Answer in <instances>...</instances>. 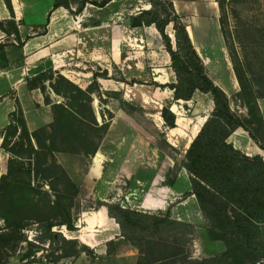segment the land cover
I'll return each mask as SVG.
<instances>
[{"label": "rangeland", "instance_id": "obj_1", "mask_svg": "<svg viewBox=\"0 0 264 264\" xmlns=\"http://www.w3.org/2000/svg\"><path fill=\"white\" fill-rule=\"evenodd\" d=\"M176 1L180 11L177 14L188 27L193 45L213 78L210 77L213 81L217 78L227 88L224 90L214 81L225 91L232 110L241 116L244 126L264 139L262 113L252 105L255 99L258 104L264 100V0ZM114 68L111 77L125 80L122 71ZM94 72L97 76L96 73L102 75L105 71L97 72L95 68ZM43 79L47 81L44 85L47 100L58 101L54 105L55 131L44 129L31 138L21 113H16L15 122L0 138V209L3 214L11 215L15 223H20L19 233H24L29 241L9 245L8 241L18 234L8 231V223L0 215V233H10L0 236V264L3 261L70 264L78 257L80 252L57 262L50 260L59 251L56 246H50V240L44 235L46 225L53 221L50 215L57 212L60 214L54 220L56 223L69 220L76 225L82 223L83 213L94 211L102 204L110 207L125 204L135 210L170 217L173 211L184 214L192 210L197 199L191 204L192 191L185 190L190 183L189 174L181 165L188 141L196 127L201 126L204 116L195 110V99L175 101L168 86H157L146 74L115 82L116 92L112 94L100 92L99 83L93 80L89 85L90 96L78 92V85L61 74L48 73ZM111 82L103 80L104 84ZM91 95L97 96V102H93L96 96ZM165 106L176 116L174 127H169L163 118ZM71 111L79 114L78 120L70 117ZM64 115H68L69 123L62 121ZM95 117L99 125L107 123L105 132L101 127H94ZM51 137L60 150L50 148ZM102 142L101 172L98 177L88 179L98 154L94 150ZM61 168L79 188L78 196L72 201L71 195L64 192V179L57 181ZM176 180L177 191L161 190ZM50 183L62 191H51ZM65 207L68 215L62 210ZM197 218L202 233L207 221L202 212H198ZM54 229L69 238L78 230L70 231L65 225ZM190 229L173 225L163 237L192 258L220 254L219 248L207 249L204 238L196 229L190 234ZM87 252L93 251L87 249ZM138 255V264H149V258H144L140 249Z\"/></svg>", "mask_w": 264, "mask_h": 264}, {"label": "crops", "instance_id": "obj_2", "mask_svg": "<svg viewBox=\"0 0 264 264\" xmlns=\"http://www.w3.org/2000/svg\"><path fill=\"white\" fill-rule=\"evenodd\" d=\"M61 1L0 0V138L15 122L13 117L19 112L24 117L31 138L38 131L50 130V125L55 121L54 105L58 101L47 100L44 92L47 81L37 79L42 73L52 71L61 74L82 89H87L96 80L100 92L111 94L116 92L115 82H124L111 77L114 67L122 71L125 80L137 74H146L155 84L176 82L171 56L156 26L132 25L134 16L152 9L149 0ZM172 3L176 6L174 10L180 13L177 1L173 0ZM166 32L175 46L172 22L166 26ZM95 68L97 72L106 71L109 78L98 73L96 76ZM208 74L211 76V72L208 71ZM216 79L214 81L219 84ZM103 80H114V83L104 84ZM167 88L174 98L173 90ZM192 99L197 101L195 110L203 112L204 116L201 126L196 127L194 136L188 141V148L214 109L210 93L196 90ZM258 105L264 120V100L259 101ZM172 109L177 112L174 106ZM229 141L249 155L264 154V150L242 127L234 131ZM103 142L96 152L98 154L88 172V179L98 177L101 172L99 164L104 159L101 157L103 154L100 155ZM184 172L187 173L186 169ZM178 184L176 180L161 190L175 192ZM185 190L192 191L191 183L186 185ZM194 198L191 192V204ZM122 207L134 208L125 204ZM158 208L164 207L158 205ZM149 212L157 214L156 211ZM198 212L201 210L196 200L192 210L184 214L173 211L171 218L195 225L196 233L204 238L207 249L219 248V252H223L225 245L222 241H212L205 228L200 233ZM76 227V235L70 237L77 238L93 253L80 251L70 264H138L139 249L123 236L120 225L109 215L108 205L102 204L94 211L83 213L82 223L76 224Z\"/></svg>", "mask_w": 264, "mask_h": 264}, {"label": "trees", "instance_id": "obj_3", "mask_svg": "<svg viewBox=\"0 0 264 264\" xmlns=\"http://www.w3.org/2000/svg\"><path fill=\"white\" fill-rule=\"evenodd\" d=\"M149 1L152 9L134 16L132 25L156 26L171 56V67L176 74L175 83L156 85L170 87L174 92L175 101L191 100L196 90L213 96L214 109L191 142L181 167L189 174L192 192L207 221L208 237L212 241L224 242L226 247L223 252L212 257L192 258L184 255L180 247L163 237L173 225L189 226L191 227L189 233L193 234L195 228L191 224L172 219L170 216L144 213L120 205L113 207L108 205L109 215L120 225L123 236L140 249L144 258H149V264H264V158L260 154L249 155L243 152L236 148L229 138L236 129L242 127L263 150L264 139L244 126L241 116L232 110L225 91L209 76L185 24L174 10L172 0ZM171 22L175 30V46L166 32V26ZM47 74L42 73L37 79L42 80ZM106 75L108 73L105 71L99 76L107 77ZM76 89L89 96L92 91L90 86L87 90L79 86ZM252 105L260 110L256 99ZM68 114L79 119V114L74 111ZM162 115L169 127L175 126L176 116L168 106L163 108ZM67 117L68 115H64L62 121L69 123ZM22 118L24 122L23 115ZM93 125L95 128H103L104 132L107 129V123L99 125L96 117ZM50 129L55 131V121L50 125ZM50 140L52 142L50 148L60 150L54 144V138L51 137ZM97 149L95 148L94 152ZM58 174L60 175L57 181L64 179L66 183L64 192L71 195L72 201L78 196V186L64 169L61 168ZM50 190L62 191L53 183H50ZM53 209L57 210L56 207ZM62 210L68 215L66 207ZM58 214L60 213L50 215V220L53 221L46 225L44 235V238L50 240V246H56V250L59 251L51 255L52 262L89 249L77 238H69L62 231L54 229L58 225H65L70 231L77 229L69 220L56 223L54 220ZM0 215L8 223V231L18 234L8 241L9 245L13 243L17 246L20 242H29L24 233H19L20 223H15L13 217L3 214L1 209ZM8 234L10 233H0V236ZM143 244L145 247H142ZM1 264L8 263L3 261Z\"/></svg>", "mask_w": 264, "mask_h": 264}, {"label": "built area", "instance_id": "obj_4", "mask_svg": "<svg viewBox=\"0 0 264 264\" xmlns=\"http://www.w3.org/2000/svg\"><path fill=\"white\" fill-rule=\"evenodd\" d=\"M0 147H1V142H0Z\"/></svg>", "mask_w": 264, "mask_h": 264}]
</instances>
